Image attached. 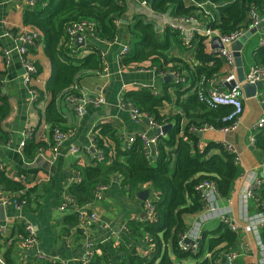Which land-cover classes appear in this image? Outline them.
I'll return each instance as SVG.
<instances>
[{
	"label": "trees",
	"instance_id": "16d2710c",
	"mask_svg": "<svg viewBox=\"0 0 264 264\" xmlns=\"http://www.w3.org/2000/svg\"><path fill=\"white\" fill-rule=\"evenodd\" d=\"M212 1L226 2L215 9V18L211 24L221 34L244 27L248 23V11L252 7L259 14H264V0ZM149 3L159 12L174 15L195 13L192 7L184 6L183 0H149ZM125 10V3L119 0H38L34 7L26 8L23 25L38 31L40 39L35 40V43L42 44V54L48 63L49 75L44 86L38 88L34 81L42 72V66L34 62L36 72L31 77L33 83H30L29 88L38 94L33 102L47 99L43 111L47 129L37 135L32 129L22 147L23 152L32 154L44 148H53L56 130L61 133L68 131L57 102L74 92V86L82 76L101 69L102 45L88 43L87 53L83 56L80 49L68 43L65 29L77 21H93L97 24L96 35L100 42H112L118 32L115 21L126 18ZM127 30L130 49L122 58L125 66L154 68L156 72L175 70L183 80L178 83L163 80V92L159 95L141 89L125 91L123 97L140 111L152 116L157 124L166 122L172 126L165 136L157 137V153L147 159L143 144L137 136L130 144L121 143L113 124L103 122L97 125L93 131V143L101 151L102 159L91 158L80 169L79 180L68 186L67 195L73 203L86 206L95 199L96 188L107 185L115 175L119 176L121 185L129 194L147 186L156 193L150 200L154 217L151 220H129L126 228L132 236L146 237L153 249L139 255L127 242L121 241L118 248L120 264H189V260H193L194 264H215L221 253L238 240V235L230 231L225 223L220 222L213 231L206 228L202 230L196 253L182 251L178 242L192 218L203 209L197 185L204 180L212 181L221 197L229 199L235 181L241 174L232 153L214 142L201 147L197 132L193 131V128L203 125L216 128L226 126L228 122L222 119L229 114L231 108L219 106L210 109L198 101L195 88L187 97L182 96L185 91L181 92V89L184 80L190 81L195 87L201 76L216 75L223 66V60L207 50L206 38L201 35H196L189 47L196 61L192 63L171 54L170 39L177 37L176 33L167 29L158 37L153 24L142 17L129 22ZM252 58L255 65L264 66V46L253 51ZM170 104L180 108V112L165 115L166 107ZM9 110V103L0 91V126ZM255 144L264 150V132L256 134ZM0 188L9 191L24 189L20 198L25 202L33 190L20 181L9 179L1 170ZM252 202L255 209L264 208V187L254 192ZM64 222L77 225V214L71 212L66 215ZM25 234L23 224L15 223L9 235L15 238L8 245H1L0 252L9 251L14 241L24 238ZM93 247L100 249V254H95L89 264H111L102 245ZM205 252L210 253V256L205 257ZM5 263L9 264L7 259ZM78 264L83 263L80 261Z\"/></svg>",
	"mask_w": 264,
	"mask_h": 264
},
{
	"label": "crops",
	"instance_id": "0c3cea01",
	"mask_svg": "<svg viewBox=\"0 0 264 264\" xmlns=\"http://www.w3.org/2000/svg\"><path fill=\"white\" fill-rule=\"evenodd\" d=\"M183 3L185 6L184 0ZM125 6L124 20L127 22L119 20L115 42L98 43L93 39L85 40L82 36L83 45L76 46L74 41V47L80 49L83 56L87 53L88 43L101 44L102 60L100 71L79 79L74 86L76 93L73 92V95L82 93L92 96L102 95L105 103L99 106L87 104L80 113H76L67 99L68 95L59 99L58 107L66 120V129L72 132V137L63 140L54 152L48 147L40 152L27 154L19 147L23 133L32 128L37 135L47 129L43 121L47 99L39 102L31 101V88L24 83L25 69L14 40L16 35L25 29L26 26L22 22L23 13L31 6L29 0H0V91L10 108L7 118L0 126V170L12 180L19 181V178H25L26 186L33 188L29 199L19 209L9 205L3 207L4 220L0 221V224L8 226L11 233L15 223L22 224L18 222L19 219L26 221L32 225L36 237V242L32 245L23 244L19 238L10 246L9 251H1L0 256L4 261L7 259L9 264H78L88 244L102 245L111 264H120L118 248L121 241L127 242V245L139 255H144L151 248L152 244H149L146 237L132 236L126 228L129 220H141L146 217L145 202L156 195L147 186L136 189L134 194H129L121 185L119 176H113L99 197L88 205L89 209L96 213L97 221L86 232L80 227L79 222L77 225L64 222V217L74 212L73 209L80 205L72 202L66 209H59L67 194L68 186L79 180L80 169L91 159L89 136L97 125L103 122L113 124L121 143H126L130 137L142 133L152 135L156 132L146 117L133 121L129 113L120 107L119 99L129 90L146 89L159 95L163 92V80L159 79L155 71H139L125 66L122 62L120 45L129 42L127 24L136 17H142L152 23L158 37L164 31L160 29L159 19L154 20L144 13L145 10L140 6L139 0H125ZM258 35L260 44L257 42L252 47L251 59L242 55L244 75L255 64L252 58L253 51L264 46V34ZM170 43L172 55L179 56L187 62H196L192 50L182 46L178 36H173ZM42 48L41 42H36L28 49L26 56L33 64L36 62L42 66V72L34 81L40 89L49 75L48 63L42 54ZM206 48L211 52L210 43ZM231 72H234L236 78L235 67L232 69L223 62L222 68L216 74L215 83L218 87L229 89L232 86L233 83L223 82L224 77ZM31 83H33L32 79ZM194 88L190 81L184 80L181 92H185L182 96L187 97L193 93ZM261 91V93L257 91L254 97L244 96L241 119L234 131L225 133L218 129H208L202 132L201 136L197 133L201 147L208 142L219 143L228 152L231 149L237 155L232 153L237 157L241 174L235 181L230 198L219 202L221 208L230 210V216L235 215L236 212V194L246 183L252 184L254 178L264 177V150L256 144L251 146L248 143L253 124L264 115V89ZM178 111L180 112V108L170 104L166 107L165 115H172ZM184 121L183 119L182 122ZM260 132H264V129L256 131L255 134ZM73 148H77L78 152H72ZM143 190L148 191L145 200L138 197V192ZM250 205L251 210L254 211L252 201ZM14 238L15 236L10 240L0 238V246L10 244ZM238 238L246 239V236L238 234ZM187 263L194 264L193 260ZM232 264H254V262L250 257L244 256Z\"/></svg>",
	"mask_w": 264,
	"mask_h": 264
},
{
	"label": "built area",
	"instance_id": "2783aa9c",
	"mask_svg": "<svg viewBox=\"0 0 264 264\" xmlns=\"http://www.w3.org/2000/svg\"><path fill=\"white\" fill-rule=\"evenodd\" d=\"M38 0H29V6L33 7ZM124 2L125 0H119ZM149 0H139L140 6L145 10L144 13L153 18L154 20H160V29L162 31L170 30L177 34L179 42L184 47H191L194 38L196 35H201L206 38V45L209 46V43L213 38H218L221 44V47L210 49L211 53L221 58L225 65L232 67L234 69V57L233 51L231 49L232 43L239 40L247 31L251 28L256 27L260 19L259 12L256 8H250L248 11V23L239 29H235L230 33L221 34L220 31L216 28H212L211 24L214 21V11L219 5H224L226 2L217 3L212 0H184L186 7H192L194 14H184V15H174L169 12H159L154 11V8L150 6ZM222 2V1H220ZM119 20L115 21V24H119ZM97 24L93 21L81 20L69 25L65 29V34L68 39V43L71 46H74V41L76 35L82 36L86 39H93L97 42H100L96 35ZM39 38V33L37 30L30 27H25L23 31L18 33L14 40L17 43V51L19 53L22 66L25 69V79L24 83L30 85L31 77L36 72V67L28 58H26L28 49L34 45L35 40ZM116 40L114 39L113 42ZM121 56L123 57L128 53L130 49L129 42L122 43L120 45ZM139 71L152 70L154 68H135ZM156 72V71H155ZM159 79L163 80L164 78L169 77L175 83H178L181 78L180 73L175 70L166 69L160 72H156ZM216 75L211 77L201 76L195 86L196 97L199 102L203 103L210 109H216L219 106H229L231 111L228 115L223 117L222 120L227 121L228 124L224 127L216 128L213 126L203 125L199 128H193L194 132L202 133L208 129H218L222 132H231L234 131L240 122L242 111H243V99L244 93L242 90V83H255V82H264V66L252 65L248 72L244 75L243 82H238L235 78L234 72L229 73L224 77L223 82L226 84L233 83L229 89H222L217 86L215 83ZM32 100H35L37 97V92L33 89H30ZM154 94V93H153ZM155 95V94H154ZM73 110L76 113H80L83 107L87 104L94 106H99L105 103L104 97L102 95H68ZM119 105L122 109L126 110L129 113V116L133 121H138L141 117H146L149 121V124L155 130L159 129L162 124H157L153 117L140 111L138 108L133 106L129 101L125 100L123 96L119 99ZM264 129V115H262L252 127V133L248 138V143L253 146L256 140V131H261ZM32 132L31 129H27L23 135L22 139L19 142V147L22 148L30 137ZM94 132L91 131L90 139V150H92L91 158L96 160L102 159V153L100 150H97L93 143ZM162 135L161 133L155 132V134L148 135L142 133L137 135L141 140L144 147V155L147 159H150L153 155H156V144L157 137ZM72 137V132L67 131L66 133H61L56 130L54 134V146L51 149L53 152L55 148L60 145V143ZM136 136L130 137L126 144H130ZM235 155V152L231 149L229 150ZM72 152H78L77 148H73ZM237 156V155H235ZM234 156V161L237 163V157ZM21 183L27 184L25 178H19ZM260 187H264V177L254 178L253 183H246L244 188L239 191L236 198V212L235 215L230 216V210L221 208L219 202L223 199L218 192L215 184L212 181L204 180L199 183L196 189L201 193L203 200V209L196 215L195 219L188 226L185 233L179 239V248L182 251H191L196 253L199 250V241L201 238V232L203 226L212 219H218L220 222H223L227 225L230 231L235 234H243L246 236V239L238 238L236 244L228 247L224 252L221 253L219 259L215 264H232L240 257H250L254 264H264V208L251 210L250 202L254 198V192L257 191ZM105 188L104 185L98 186L96 188L94 197H99L101 191ZM24 194V189L20 191H9L0 188V205L12 206L15 209H19L21 205L25 202L21 200V196ZM228 200V199H225ZM71 199L66 194L63 198V203L59 206L60 210L66 209L69 203H72ZM89 205V204H88ZM88 205H82L75 207L73 211L77 214L78 222L80 227L86 232L91 225L97 221V215L95 212L89 209ZM146 217L145 219H152L153 207L149 201L145 202ZM22 222L23 228L25 231V237L21 238V241L25 245H32L36 242L35 232L30 223L18 220ZM10 228L5 224H0V237L7 238L10 240ZM187 240V242H186ZM151 248L145 252H149L153 249ZM95 254H100V249H94L92 244H88L84 255L81 259L83 264H89L93 259ZM205 257H209L210 253L205 252ZM0 264H6L3 258L0 256Z\"/></svg>",
	"mask_w": 264,
	"mask_h": 264
},
{
	"label": "water",
	"instance_id": "95a60500",
	"mask_svg": "<svg viewBox=\"0 0 264 264\" xmlns=\"http://www.w3.org/2000/svg\"><path fill=\"white\" fill-rule=\"evenodd\" d=\"M259 23L256 25V27L251 28L249 31H247L239 40L235 41L231 45V49L233 51V57H234V67L236 71V78L238 82H243L244 78V72L242 67V54L241 51L246 44L248 40H251L255 37H259V33L264 34V15L259 16ZM122 22H127L126 20L122 19ZM75 45L81 46L83 45L84 41L83 38L79 35H76L75 37ZM258 44H260V41L258 40ZM221 47L220 41L218 38H213L210 42V48H218ZM164 81H170L171 79L169 77L164 78ZM244 96L246 98L254 97L256 96V92L260 91L261 93L262 89H264V82H255V83H242L241 85ZM172 126L171 123H166L161 125L159 129L156 130L157 133H161L162 135H166L167 130ZM199 136H201V133H198ZM148 194L147 190L139 191L138 197L141 200H145L146 196ZM3 206L0 205V221L4 220V214H3ZM187 242V240H186ZM228 264V263H226Z\"/></svg>",
	"mask_w": 264,
	"mask_h": 264
},
{
	"label": "rangeland",
	"instance_id": "374dc122",
	"mask_svg": "<svg viewBox=\"0 0 264 264\" xmlns=\"http://www.w3.org/2000/svg\"><path fill=\"white\" fill-rule=\"evenodd\" d=\"M175 42V41H174ZM258 42V38L255 37L251 40H248L246 42V44L244 45L243 49H242V55L245 58H250L251 59V50L252 47ZM176 44V43H175ZM220 221L218 219H212L209 220L206 224H205V228L208 229L209 231H213L215 230L218 225H219Z\"/></svg>",
	"mask_w": 264,
	"mask_h": 264
}]
</instances>
